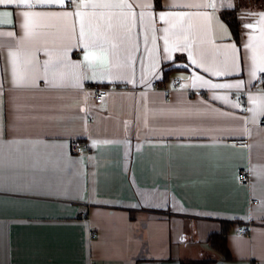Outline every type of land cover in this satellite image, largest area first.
Wrapping results in <instances>:
<instances>
[{"label": "crops", "instance_id": "1", "mask_svg": "<svg viewBox=\"0 0 264 264\" xmlns=\"http://www.w3.org/2000/svg\"><path fill=\"white\" fill-rule=\"evenodd\" d=\"M261 1L128 0L123 22L0 4V264H264V92L234 98L264 73Z\"/></svg>", "mask_w": 264, "mask_h": 264}, {"label": "built area", "instance_id": "2", "mask_svg": "<svg viewBox=\"0 0 264 264\" xmlns=\"http://www.w3.org/2000/svg\"><path fill=\"white\" fill-rule=\"evenodd\" d=\"M65 5L69 6L68 0H65ZM73 5V4H72ZM71 5V6H72ZM174 84L176 86H181L182 85V80L178 77L174 79ZM151 87H159V84L157 81H153L151 83ZM84 90L87 92H90L93 94V99L95 103H102L105 98L108 95L109 87L101 85L99 83H88L87 85L84 86ZM250 92H264V73H261L259 79L254 83V85L250 88H246L243 90L241 95H234V98L237 99V101L244 103L246 102L247 96L249 95ZM89 118H92V115L89 116ZM261 124H264V118L260 120ZM234 142L240 146V147H247L248 146V139H238L234 140ZM71 151L74 154L77 155H85L88 154V142L80 140L78 138H73L70 143ZM238 179L241 183L248 185L250 183V175L248 170L243 167L239 170L238 172ZM82 219L88 221L89 217L87 214L83 213L82 214ZM251 228H252V223H246L243 225H239L235 233L237 235H246L249 236L251 234ZM91 237L96 238L98 237V233L96 231L91 232ZM95 264V263H92Z\"/></svg>", "mask_w": 264, "mask_h": 264}, {"label": "snow or ice", "instance_id": "3", "mask_svg": "<svg viewBox=\"0 0 264 264\" xmlns=\"http://www.w3.org/2000/svg\"><path fill=\"white\" fill-rule=\"evenodd\" d=\"M75 0H68L69 6H71ZM36 3H59L60 5H63L65 3V0H0V4H16L17 6H22L25 8H32L35 6ZM192 7H200L201 5H191ZM209 7H214V4L208 5ZM80 8H85V9H92V10H108L107 11V16L109 19H111L113 16L117 19L119 22H123L126 20L128 15H134L132 12L133 5L128 2V0H79V3L77 4V11L75 13L76 16H81L82 17V12L79 10ZM112 10H119L118 13H114ZM7 14V13H6ZM23 18L25 20L24 27L27 28V20L29 18V13L24 12ZM142 17V14H141ZM162 20L164 19V15L161 14L160 17ZM84 37V23L81 22V27H80V38L83 39ZM165 44H167V40H165ZM165 51H168L167 47L164 49ZM85 59H88L86 56ZM252 63H253V72L252 75L255 76V69H256V56L253 55L252 57ZM264 71V69H261ZM13 78H14V83L19 86V82L23 80V77H18L17 73L14 71L13 72ZM213 87H217V85H213ZM239 87V85H237Z\"/></svg>", "mask_w": 264, "mask_h": 264}, {"label": "trees", "instance_id": "4", "mask_svg": "<svg viewBox=\"0 0 264 264\" xmlns=\"http://www.w3.org/2000/svg\"><path fill=\"white\" fill-rule=\"evenodd\" d=\"M156 5L160 6V0H155ZM261 3L264 5V0L261 1ZM220 15L222 19L229 25L233 38L237 41L240 42V37H241V22L239 20V8L234 7V8H225L220 12ZM226 229H224L220 233H214L212 236V241L213 244L218 247L225 255L226 258L230 256L226 244H225V239L223 237V234H225ZM209 259L206 260H199V261H194L193 264H209Z\"/></svg>", "mask_w": 264, "mask_h": 264}, {"label": "rangeland", "instance_id": "5", "mask_svg": "<svg viewBox=\"0 0 264 264\" xmlns=\"http://www.w3.org/2000/svg\"><path fill=\"white\" fill-rule=\"evenodd\" d=\"M244 0H238V5L241 4V2H243ZM251 1V0H250Z\"/></svg>", "mask_w": 264, "mask_h": 264}]
</instances>
